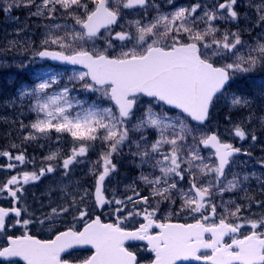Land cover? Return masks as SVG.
<instances>
[{"label":"snow or ice","instance_id":"obj_1","mask_svg":"<svg viewBox=\"0 0 264 264\" xmlns=\"http://www.w3.org/2000/svg\"><path fill=\"white\" fill-rule=\"evenodd\" d=\"M34 3L26 0L25 6ZM167 4L170 11L161 10L156 0H41L36 5L32 15L47 13L46 19H71L73 23L48 26L34 56L83 66L86 70L74 73L69 82H82L80 87L97 93L98 100L85 106L72 97L68 85L50 93L54 84L59 85V75L22 88L20 97L34 99L31 110L37 114L30 125L21 123V129L32 130L24 141L47 138L54 131L68 134L73 146L67 156L50 152L44 157L49 163L39 169L11 175L0 184V194L6 193L18 205L26 185L56 172L51 161L61 160L63 175L68 176L71 166L84 163L97 144L103 150L89 169L96 178L93 192H69L65 186L61 190L67 202L40 217L28 212L27 206L0 207V235L4 236L0 261L18 264L15 258H19L24 264H73L65 254L90 246L93 253L75 264H140L128 242L146 241L152 254L148 264H264V211H251L253 207L264 210V199L250 195L239 175L231 172L241 148L221 139L218 131L206 130L221 100L231 108H250L249 87L264 99V76H248L258 67L264 70V0H249L256 18L248 29L239 26L249 17L247 13L241 16L238 0L188 6L167 0ZM19 6L16 0H5L0 10ZM217 21L232 24L236 30H222ZM253 28L259 32L249 44L241 33ZM9 45L15 47L17 42ZM173 109L179 110L175 116L169 115ZM253 117L250 113L247 122ZM259 122L264 125V116ZM150 129L157 133L151 141L144 135ZM130 133L140 136L133 139ZM232 134L241 140L257 139L241 124L233 126ZM125 146L130 151L134 146L132 155L139 157V167L151 169L139 176L150 191L141 195L133 183L126 186L131 195L117 199L113 191L109 198L104 185L116 171L112 157ZM202 149L209 150L207 156ZM0 155L17 162L8 163V169L35 162L34 158L27 160L24 151ZM260 191L264 193V182ZM237 192L244 193L243 203L223 199L225 193ZM89 196L95 208L114 205L116 221L104 222L99 215H90ZM161 205H167L166 209ZM181 214L193 222H173ZM69 215L82 227L72 223L58 230L57 223ZM136 217L142 222L129 230L126 222ZM17 225L22 233L8 234ZM36 226L47 228L51 238L32 234Z\"/></svg>","mask_w":264,"mask_h":264},{"label":"rangeland","instance_id":"obj_2","mask_svg":"<svg viewBox=\"0 0 264 264\" xmlns=\"http://www.w3.org/2000/svg\"><path fill=\"white\" fill-rule=\"evenodd\" d=\"M158 4L161 6V10L163 11H170V7L167 4V0H156ZM196 2H201V3H208L211 5L212 3H215V0H194L192 3H190L188 0H175V3L177 6H188ZM253 3L258 2V0H252ZM20 8L16 9L13 7L11 11H4L0 10V17L3 18V15L7 18L4 20L0 19V52H2V48L8 47L10 41H16L17 45L15 47H21L25 46L27 48H30L31 46H35L37 44L38 46L42 47L41 41L44 39L46 31H47V26L41 27L38 26L35 23V20L32 19L31 17V12L33 9L36 8V5L40 4L39 0H35L34 4L25 6L26 0H24V3H21L20 0ZM5 6V0H0V9H3ZM249 19L244 20L242 19L240 22V28L241 29H248L251 27L252 24L255 22L256 18V13L254 9L249 8V11L246 12ZM151 15L154 14V12H150ZM243 17V16H242ZM218 22H223V21H217ZM53 23H49V25H52ZM246 33L251 34L250 37L254 38L257 36L259 29L253 28L251 32L245 30ZM20 44V45H19ZM40 62H29V61H23L20 59H13V60H6V59H0V72L1 71H7L8 74L10 73H16L22 71V73H32V81L30 83L26 82L24 84H20L19 87L15 88L16 91H12L9 94H6L7 96H10L8 99H5L3 103L7 105L8 107H14L17 105L20 107L19 112L17 113L18 118H26V126L30 125L36 118L37 114L31 110V106L35 103L34 99H31L29 97H20V90L22 88H30L33 84L40 82V79H48L50 76L53 75H59L60 76V82L59 85L54 84L51 89H49V92H56L59 91L60 87L64 85V82H62L64 76L66 75L64 72L59 73V72H53V71H48V70H43L42 68L39 67ZM23 65V66H21ZM82 72V71H81ZM47 73V75H45ZM74 73H79L78 71H73L71 76L74 75ZM37 76H39V79H37ZM13 79V78H9ZM76 83H79V86L75 85ZM80 83L78 81H73V84L75 87L69 86L72 88V97L83 101L82 94L86 91L83 88L80 87ZM82 90V91H80ZM87 93L94 94L96 99L98 100V94L93 93L90 91H86ZM5 95V94H4ZM256 99H253V104L251 105L250 108H242V109H236V108H231L224 100H221L219 104L217 105L218 108L221 110H225L221 112V115L215 120V123H213V127L216 128L220 132V135L226 136L229 138H234L232 134V129L233 126L236 124L234 123L233 116L231 117L230 115L227 117H230V121L224 117L227 114H234L239 111L245 112V113H251L254 114V117L252 119L254 126L252 128H255V126H258L260 128L264 127L259 122V117L264 116V99L259 98V110H255V104ZM91 105V103H85V106ZM104 106H108L107 104ZM222 108V109H221ZM157 111H160V108L157 107ZM166 110V109H165ZM6 112V110H4ZM10 115L11 113H7ZM177 114V113H176ZM176 114L169 112V115L175 116ZM42 115V114H41ZM240 115H237L236 117H239ZM232 118V119H231ZM243 121L244 117H241L240 119ZM135 120H133V123ZM218 122H224L222 125L223 127L221 129L217 128V123ZM240 122V121H238ZM131 127V125H129ZM28 131H32L30 128L26 127ZM251 132L254 133V131ZM69 136L68 134H66ZM149 139V141L154 140L157 137V133L155 130H148L147 132L144 133ZM64 136V134H63ZM140 136V133H136V138L138 139ZM59 137V139H58ZM70 137V136H69ZM62 137L58 133H51L49 137H41L38 140H33L36 143V148L40 150L41 153H45L44 156L38 157V168L44 166V164L49 163L48 161L44 160V157L50 154V152H57L59 151V154L61 156H67L72 148V141L69 142L66 140V138L61 139ZM71 138V137H70ZM72 139V138H71ZM63 140V142L61 141ZM256 141H253L254 143ZM261 143H264V137L260 139ZM64 143V144H63ZM64 146L70 147L67 151V149H64ZM254 146V145H253ZM97 147V146H96ZM252 147L250 146H245L244 148V155L243 157H239L234 159V163L231 165V172L237 173L239 175V178L241 179L242 183L245 185L247 189L250 187H253L254 185H247L248 182H252L253 184H257L258 182L260 183L261 181H264V154L257 155L256 150H263L264 145H258L255 149V154L253 155L252 152H250ZM125 154L122 152L117 158L118 163L114 162L116 164V171L112 173L108 178H107V183H106V188L107 190H111V192H108L110 195L113 193V191L118 188H125L126 186L130 185L129 182L120 180L118 178V175L120 172L129 167V166H136L140 165V159L138 156H133L132 152H135L134 146L131 147V151L129 146H125L122 150ZM99 152L97 154H94L93 156V162L97 161L99 159ZM93 162H86L84 160V163L80 164H74L71 168V174L68 176H58L56 174L59 166L62 165V161L57 159L55 161H51L53 166L56 167V172L55 173H50L46 174L44 177H41L39 181L36 182L37 187L36 188H31L30 191L37 190V193L39 195L43 196L46 193H49V190L52 189L51 191V196L55 198V201L61 205L65 204L67 200L65 199V193L61 190L65 186H67V190L69 192H83L84 189H88L89 192L94 191V185H95V176L92 175L89 171L90 168L93 167ZM148 170L146 174L151 171L150 168L145 166ZM63 169V168H62ZM60 173H64V170L59 171ZM226 174H228V169L226 170ZM248 176V180L244 181L243 177ZM228 179H232L231 174H228ZM35 185V182L33 183ZM258 185V184H257ZM241 192L237 193H225L224 196L226 199H233L235 197V200H237L236 195ZM229 194V195H228ZM89 198H92L89 196ZM88 198V199H89ZM238 202V200H237ZM240 203V202H239ZM93 206L90 203V200L87 201V207ZM163 207V210L166 209L167 205H161Z\"/></svg>","mask_w":264,"mask_h":264},{"label":"flooded vegetation","instance_id":"obj_3","mask_svg":"<svg viewBox=\"0 0 264 264\" xmlns=\"http://www.w3.org/2000/svg\"><path fill=\"white\" fill-rule=\"evenodd\" d=\"M17 172H19L18 167H16L15 169H8L7 167L0 166V184L6 181L11 175H15ZM12 206H23L22 199H21L20 204L14 205L11 198L8 197L6 193L0 194V207H12ZM27 209H28V212L32 213L35 217H37L38 215L37 206L28 205ZM25 218L27 217L25 216ZM71 225L72 224L66 225L65 227L67 228V227H70ZM76 227L79 229L80 227H82V223L80 222L79 224L76 225ZM44 229L45 228H41L39 226L32 227L31 233L36 235L38 238H42V239L51 238L52 233H50L49 231L45 232ZM22 231L23 229L19 225H17L15 228H10L8 230V234L20 235ZM3 243H4V236L0 235V244H3ZM91 254L92 253L90 251H75V252H72L71 255H66V258L70 259L73 262V264H75L77 260L86 258L90 256ZM16 260L18 264H21V262L18 259ZM0 264H5V262L0 261Z\"/></svg>","mask_w":264,"mask_h":264},{"label":"trees","instance_id":"obj_4","mask_svg":"<svg viewBox=\"0 0 264 264\" xmlns=\"http://www.w3.org/2000/svg\"><path fill=\"white\" fill-rule=\"evenodd\" d=\"M16 2L19 3L20 0H16ZM248 2H249V0H239V5H240L239 6V10H240V12L242 14L246 11V9L248 7ZM35 11H36V8L34 9V12ZM45 16H47V13H45ZM45 16H35V18L38 20L39 23H43L46 20ZM57 20H60V19H57ZM61 20L65 21V22H69L70 24L73 23V21L71 19L61 18ZM221 29L223 30V29H225V27H221ZM230 29L233 30V31L236 30V28L232 24H230ZM241 35H242V39L244 41H247L249 44L253 43L254 40H252L251 38H248V36H247V34L245 32L242 31ZM12 50L13 51H8V52H10L12 54H16L18 56L25 54V51H24V48L23 47L21 48L20 52H17L15 48H12ZM241 51L243 52L244 50L242 49ZM6 131L9 132L8 129Z\"/></svg>","mask_w":264,"mask_h":264},{"label":"bare ground","instance_id":"obj_5","mask_svg":"<svg viewBox=\"0 0 264 264\" xmlns=\"http://www.w3.org/2000/svg\"><path fill=\"white\" fill-rule=\"evenodd\" d=\"M256 74H258V75H257L258 77H259V76H264V70L258 68V69L256 70ZM258 101H259V100H258Z\"/></svg>","mask_w":264,"mask_h":264},{"label":"water","instance_id":"obj_6","mask_svg":"<svg viewBox=\"0 0 264 264\" xmlns=\"http://www.w3.org/2000/svg\"><path fill=\"white\" fill-rule=\"evenodd\" d=\"M59 62H61V61H59ZM62 63H64V62H62ZM68 65H71V64H68ZM77 66H81V65H77ZM83 67V66H82Z\"/></svg>","mask_w":264,"mask_h":264}]
</instances>
